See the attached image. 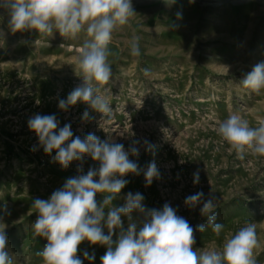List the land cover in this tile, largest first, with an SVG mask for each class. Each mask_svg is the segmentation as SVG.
<instances>
[{
    "label": "rangeland",
    "instance_id": "obj_1",
    "mask_svg": "<svg viewBox=\"0 0 264 264\" xmlns=\"http://www.w3.org/2000/svg\"><path fill=\"white\" fill-rule=\"evenodd\" d=\"M132 3L136 16L109 45L113 79L104 87L113 108L110 117L84 102L67 111L58 107L59 100L83 83L76 67L77 49L87 39L83 33L75 39H65L59 32L51 37L34 30L13 34L7 14L0 10V223L6 225L10 252L18 264H42L35 253L47 241L33 236L31 225L38 213L32 202L49 199L79 174L81 163L84 174L99 167L85 156L63 169L53 160L55 151L45 154L28 128V120L40 114L55 115L61 128L70 124L73 139L93 133L102 141L123 144L125 150L133 140L140 142L139 156H129L140 174L123 177L128 183L113 201L115 207L125 204L129 192L141 193L146 209L170 204L195 230L197 249H220L246 221L255 222L260 241L255 256L258 264H264V158L238 159L214 130L216 121L232 112L253 126L264 121V90L252 93L239 82L264 62V0ZM177 11L182 12L179 20ZM173 24L179 27H170ZM133 35L140 37L139 57L130 55L127 41ZM144 140L154 145L151 151ZM153 161L160 176L146 186L144 171ZM197 171L199 183L194 184ZM200 191L204 200L210 193L216 199L217 222L224 224L219 237L211 228L199 231L207 222L200 212L202 204L194 209L184 204L187 196ZM96 199L102 202L103 195ZM132 215L134 220L140 218L137 212ZM121 219L126 229L128 218ZM104 231L107 234V228ZM118 234L116 230L114 240ZM106 250L84 241L77 255L83 264H101ZM85 251L95 259H85Z\"/></svg>",
    "mask_w": 264,
    "mask_h": 264
},
{
    "label": "clouds",
    "instance_id": "obj_2",
    "mask_svg": "<svg viewBox=\"0 0 264 264\" xmlns=\"http://www.w3.org/2000/svg\"><path fill=\"white\" fill-rule=\"evenodd\" d=\"M0 10L7 14V26L13 34L34 30L39 36L51 37L59 32L65 39H75L83 33L87 39L77 49L76 59L83 83L66 99L59 100L58 107L67 111L77 102H84L104 117L111 116L113 108L108 89L104 87L113 79L109 45L114 34L136 16L132 0H0ZM175 15L177 20L182 18L181 11ZM139 41L137 35L127 41L133 57L141 54ZM148 74L149 70L145 69V75ZM239 82L244 89L259 94L264 90V62L257 63ZM89 119V112L85 111L83 120ZM28 128L38 137L45 154L56 152L53 160L61 168L67 169L73 161L82 162L85 156L99 164L98 168L90 167L84 174L81 163L77 168L79 174L67 179L49 199L36 198L32 202L38 213L31 225L33 236L47 241L42 250L35 253L42 264H83L77 253L84 241L106 246L101 264H258L255 250L260 241L255 222L246 221L224 240L220 249H197L194 248L195 230L170 204L165 203L161 209H146L142 204L143 195L129 192L123 206L113 205L128 183L123 177L140 174L137 163L129 159L130 155L139 156V141L133 140L125 150L123 144L102 141L93 133L83 139H73L70 124L59 127L55 115L36 114L28 120ZM214 130L238 159L243 160L247 155L264 158V121L253 126L244 116L232 112L226 119L217 120ZM143 144L148 151L154 148L148 140ZM144 176L146 186L159 178L154 161L148 165ZM193 177V183L198 184L199 171ZM97 194L103 195L102 202L97 201ZM215 201L211 193L204 200V193L200 191L187 196L184 204L192 209L202 204L200 212L207 222L199 226V231L203 233L211 228L219 237L224 224L217 222ZM133 212L140 214L138 220L133 219ZM121 217L128 218L126 229ZM0 224L3 225L0 226V264H18L16 255L8 248L6 225ZM116 230L119 234L114 240ZM83 255L90 262L95 259L94 254L87 251Z\"/></svg>",
    "mask_w": 264,
    "mask_h": 264
},
{
    "label": "trees",
    "instance_id": "obj_3",
    "mask_svg": "<svg viewBox=\"0 0 264 264\" xmlns=\"http://www.w3.org/2000/svg\"><path fill=\"white\" fill-rule=\"evenodd\" d=\"M12 147H13V146H12L11 144H9V149H10V151H12Z\"/></svg>",
    "mask_w": 264,
    "mask_h": 264
}]
</instances>
